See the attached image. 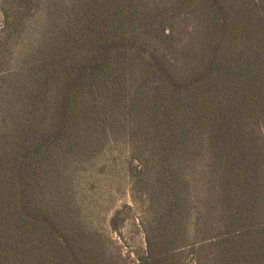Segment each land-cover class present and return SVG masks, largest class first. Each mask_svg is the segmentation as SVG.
I'll return each instance as SVG.
<instances>
[{"label": "trees", "instance_id": "16d2710c", "mask_svg": "<svg viewBox=\"0 0 264 264\" xmlns=\"http://www.w3.org/2000/svg\"><path fill=\"white\" fill-rule=\"evenodd\" d=\"M0 19V264H264V0ZM122 170L130 202L95 221L78 179Z\"/></svg>", "mask_w": 264, "mask_h": 264}, {"label": "rangeland", "instance_id": "374dc122", "mask_svg": "<svg viewBox=\"0 0 264 264\" xmlns=\"http://www.w3.org/2000/svg\"><path fill=\"white\" fill-rule=\"evenodd\" d=\"M1 24L0 19V28ZM21 44L22 41L18 43L12 41V46H9L6 56L12 54L15 59ZM78 183L80 185V190L83 195L87 197L93 208L90 213L97 222L103 223L106 217L108 218L109 216L110 218L109 210L113 205L118 206L125 202H130V198L128 196L130 180L126 179L124 170H122L121 173H117L115 177L111 178H106V176H94L92 173H88L84 179H78ZM135 214L140 217V214H138L137 211H135ZM123 234L127 237L128 244L138 241L140 237L142 238L141 234L137 233V228H135V225L132 222L125 225ZM113 235L116 239H119L120 244L124 243V239L120 240V237L115 233H113ZM125 252L126 249L124 253ZM187 260L189 261V264H194L190 256H187Z\"/></svg>", "mask_w": 264, "mask_h": 264}]
</instances>
